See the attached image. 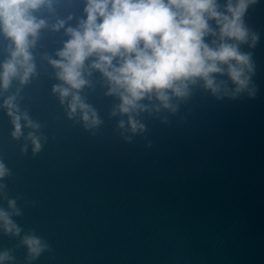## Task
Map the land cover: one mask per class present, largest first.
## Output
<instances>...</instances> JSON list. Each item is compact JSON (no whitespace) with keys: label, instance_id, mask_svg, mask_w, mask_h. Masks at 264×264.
Masks as SVG:
<instances>
[{"label":"water","instance_id":"95a60500","mask_svg":"<svg viewBox=\"0 0 264 264\" xmlns=\"http://www.w3.org/2000/svg\"><path fill=\"white\" fill-rule=\"evenodd\" d=\"M85 7L86 0L41 5L33 15L45 23L29 48L34 72L0 87V209L20 228L13 235L0 223V254L9 257L0 264H264V0L244 16L259 34L254 48L242 46L255 64L248 90L233 98L229 85L218 99L198 82L186 99L173 98L175 111L144 100L146 110L134 114L144 130L136 132L89 67L94 57L77 94L98 124L80 109L69 117L71 95L62 103L53 91L67 85L50 61L60 59ZM12 47L0 33V64ZM12 96L18 137L4 106ZM25 236L41 240L39 256L29 254Z\"/></svg>","mask_w":264,"mask_h":264},{"label":"clouds","instance_id":"9594fccd","mask_svg":"<svg viewBox=\"0 0 264 264\" xmlns=\"http://www.w3.org/2000/svg\"><path fill=\"white\" fill-rule=\"evenodd\" d=\"M52 0H0V33L10 42L9 58L0 64V87L7 88L14 78L26 83L34 72L29 48L34 45L38 30L44 26L33 13ZM258 0H86V18L77 28H68L70 39L57 53L60 58L50 63L59 71L57 78L67 87L56 86L63 103L68 104L69 117L77 109L85 122L98 124L95 111L77 94L88 81L84 78L85 62L94 57L89 67L106 80L108 95L118 97L116 106L128 116L132 132L143 131L144 125L135 115L145 111L144 100L158 101L153 105L175 111L173 98L186 99L190 85L198 82L218 99L223 93L237 94L248 90L255 64L252 53L242 46L254 48L259 34L246 25L244 16L250 5ZM60 22L58 27H62ZM32 39H29V38ZM210 38V39H209ZM251 41V43H249ZM90 74V73H89ZM226 78V79H224ZM76 90V91H73ZM249 96L254 95L248 91ZM15 97L5 101L12 116L14 131L21 134V116L14 114ZM115 114V113H114ZM23 119L28 121L25 114ZM124 122H120L123 127ZM31 127H37L28 121ZM34 150H39L38 138L29 134ZM6 169L0 163V178ZM15 201H9L14 207ZM18 215L19 212L17 211ZM10 213L0 209V223L5 232L17 235L20 228L10 218ZM23 244L32 257L44 250L41 240L25 236ZM9 258L5 252L0 261Z\"/></svg>","mask_w":264,"mask_h":264}]
</instances>
